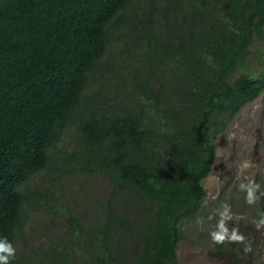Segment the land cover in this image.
<instances>
[{"label": "trees", "instance_id": "obj_1", "mask_svg": "<svg viewBox=\"0 0 264 264\" xmlns=\"http://www.w3.org/2000/svg\"><path fill=\"white\" fill-rule=\"evenodd\" d=\"M135 1L0 0V240L13 248L9 264H20L29 208L43 206L24 186L51 167L104 175L113 190L95 226L68 217L71 241L41 263L178 264L181 222L207 197L221 117L264 91V64L260 74L237 73L264 41V0H148L129 14L151 57L129 74L132 94L124 89L136 107L125 98L97 105L85 92L90 77L106 76L100 60ZM73 127L79 150L60 168L53 148ZM236 247L217 254L239 260Z\"/></svg>", "mask_w": 264, "mask_h": 264}, {"label": "rangeland", "instance_id": "obj_2", "mask_svg": "<svg viewBox=\"0 0 264 264\" xmlns=\"http://www.w3.org/2000/svg\"><path fill=\"white\" fill-rule=\"evenodd\" d=\"M146 1L136 0L125 20L113 30L112 41L100 60L106 76L102 80L99 73L90 77L85 92L97 105H105L107 101L121 104L128 92H133L129 74L135 69L136 73H142L135 67L144 66L151 58L137 31L142 26L129 23V14L142 10ZM162 2L158 0V5ZM158 27L161 26L156 23L155 33L160 31ZM263 62L264 41L256 40L237 73L260 74ZM123 69L127 74L121 73ZM122 78L128 84H121ZM125 100L127 107L135 106L129 98ZM221 118L223 128L215 137L217 150L212 172L203 181L207 197L191 217L181 222L178 264H264V91L233 118ZM78 142L75 127L61 134L53 148L60 168L63 154L79 150ZM51 168L38 172L24 186L27 195L37 193L36 198L43 206L29 208L23 234L15 244L20 264H43L40 255L71 241L67 235L70 215L95 226L96 214L111 197L113 184L104 175L77 170L60 174ZM121 205L124 206L122 202ZM233 245H237L239 260L217 254ZM82 256L77 254L78 258Z\"/></svg>", "mask_w": 264, "mask_h": 264}, {"label": "clouds", "instance_id": "obj_3", "mask_svg": "<svg viewBox=\"0 0 264 264\" xmlns=\"http://www.w3.org/2000/svg\"><path fill=\"white\" fill-rule=\"evenodd\" d=\"M241 239V237H235ZM13 254V248L11 244L4 240H0V264H9V258Z\"/></svg>", "mask_w": 264, "mask_h": 264}]
</instances>
